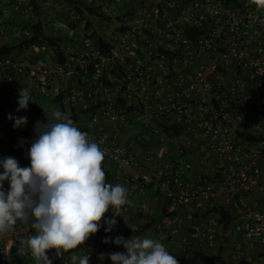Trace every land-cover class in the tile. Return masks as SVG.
I'll use <instances>...</instances> for the list:
<instances>
[{"label": "built area", "instance_id": "1", "mask_svg": "<svg viewBox=\"0 0 264 264\" xmlns=\"http://www.w3.org/2000/svg\"><path fill=\"white\" fill-rule=\"evenodd\" d=\"M45 1L78 26L60 48L45 46L30 59L0 60V89L7 91L4 75L12 85L28 87L34 98L50 99L104 152L101 166L111 184L146 185L165 203L185 207L182 252L196 245L218 247L223 226L216 210L224 208L241 235L234 247L237 262H253L256 248L264 261V209L248 201L252 193L264 192V141L247 138L264 134V9L255 0ZM75 4L100 8L103 17L88 15L86 27ZM11 11L26 16V26L9 28L0 14V35L8 39L10 29L25 38L37 22L35 5L13 0ZM51 26L59 28L54 21ZM18 108V98L6 99L0 90V142L5 145L11 137L1 127L7 123L13 131L14 120L8 116H22ZM33 108L37 111V104ZM37 121L47 123L38 119L18 128L27 136L13 156L21 166L29 165L26 152ZM165 126L180 128L182 134L168 136ZM146 209L131 212L139 215ZM128 210L121 206L115 219ZM172 222L134 221L112 232L160 241L177 234L179 225ZM33 232L29 222L14 226L10 245L17 252L0 234V264H37L22 243ZM104 238L91 236L78 246L84 251L57 255L49 249L47 255L52 264H71L73 252H89L90 264H112L110 259L101 262L98 254L125 249L104 243Z\"/></svg>", "mask_w": 264, "mask_h": 264}, {"label": "clouds", "instance_id": "2", "mask_svg": "<svg viewBox=\"0 0 264 264\" xmlns=\"http://www.w3.org/2000/svg\"><path fill=\"white\" fill-rule=\"evenodd\" d=\"M255 3L264 9V0ZM29 101H33L30 90L21 88L18 110L27 109ZM45 114L47 123L37 121L34 125L35 139L26 152L28 166H21L12 156L0 157V234L14 230L18 221L30 222L34 232L22 243L37 264H52L49 249H55L57 255L61 250L84 251L78 246L101 228L111 233L128 197L126 187L106 182L101 166L104 152L88 133L60 110H54L51 117ZM8 118L14 120V128L28 123L25 116L9 114ZM109 210L112 217L105 216ZM104 243L122 245L126 251L101 252V262L179 264L166 245L153 238L106 236ZM71 264H90V253L73 252Z\"/></svg>", "mask_w": 264, "mask_h": 264}, {"label": "crops", "instance_id": "3", "mask_svg": "<svg viewBox=\"0 0 264 264\" xmlns=\"http://www.w3.org/2000/svg\"><path fill=\"white\" fill-rule=\"evenodd\" d=\"M13 0H0V14L2 16V22L7 25V27L11 28L12 26H26L27 17L21 14H15L11 11V4ZM32 2V0H30ZM34 4L37 7L36 12V20L42 21L45 25V31L51 36L61 35V42H66L68 40V36L73 27H77V24H74L71 20L68 19L67 13L61 10L54 9L51 3H48L45 0H35ZM118 4V3H116ZM115 4V5H116ZM121 4V3H120ZM122 6V5H121ZM36 9V8H35ZM56 22L59 25V28L53 29L51 26L52 22ZM94 24V23H93ZM10 25V26H9ZM99 27V26H97ZM95 27V29L97 28ZM8 28V29H9ZM8 39H5L2 35H0V44H10L17 41L18 38L13 34V30H8L7 32ZM22 56L30 59L33 56V51H27ZM21 86L12 85L9 91H1V95L8 99L11 97L18 98L19 90ZM32 96V95H31ZM33 98V101H29V106L27 109L22 110V116L27 117L28 123L33 122L34 120L42 119L46 120L47 116L45 112L51 117L52 112L56 109V105L48 98L38 95L36 98ZM38 106V110L35 111L33 105ZM4 133L8 134L10 138L9 144L5 145L0 142V152L4 156H14L21 149L22 145L27 142V136L23 130H19L18 128H13V131L9 130L8 124L4 123L1 127ZM196 171L193 170L191 173V177H195ZM7 183L5 187L7 188ZM127 190H130L131 187L135 188L133 193H128L126 207L129 209L126 211L123 216L117 220V225L126 226L131 222L138 221L144 222L146 220H158V219H171L173 225L178 226V232L176 235L167 238L160 239V242L166 245L168 250L174 255H184L186 252H182L179 248L180 240L187 233V225L188 222L186 220L185 215V207H178L175 205H171L165 203L163 200L156 197V195L146 186L142 184L133 183L132 185H126ZM222 199V196L220 197ZM248 201L250 204H254L256 206H260L264 209V192L258 193L254 192L248 196ZM165 203V205H164ZM135 207H147L145 212H142L139 215H133L131 212L132 208ZM165 210V212H162ZM164 216V217H163ZM166 216V217H165ZM30 223V222H29ZM116 225V226H117ZM114 229V228H113ZM9 232H5V240L10 245L12 243L11 237L9 236ZM114 236H120L115 231L113 232ZM152 232H149L148 236L152 235ZM141 235L140 237H143ZM147 237V236H146ZM241 239V235L239 232L234 230V226L224 231L223 229L218 233V247L212 249L214 253L221 252L224 259L228 262H237V257L235 253V244ZM173 249V250H172ZM211 250V249H210ZM126 251V250H125ZM191 252V251H190ZM187 252L186 254L190 253ZM253 263L254 264H264L263 260L259 259V249H253L252 251Z\"/></svg>", "mask_w": 264, "mask_h": 264}, {"label": "trees", "instance_id": "4", "mask_svg": "<svg viewBox=\"0 0 264 264\" xmlns=\"http://www.w3.org/2000/svg\"><path fill=\"white\" fill-rule=\"evenodd\" d=\"M72 3L71 0H68ZM35 0H32L34 4ZM35 5V4H34ZM37 10V7L35 5ZM74 8L78 12L80 18L85 20V26L88 27L90 23L87 20V16H95L102 18L103 13L100 8L94 7L90 4H75ZM95 33L92 34L94 36ZM62 40V34L51 36L45 31V25L42 21H38L33 24L31 33L26 36L25 38L18 39L14 43L10 44H0V60L7 56H22L27 51H33V56L36 57L37 52L40 51L45 46H57L60 48V42ZM98 42L101 43V38H98ZM32 56V57H33ZM59 60H63L62 54H58ZM2 87L7 91L10 90L12 83L8 82L5 76L2 75ZM2 91V89H0ZM164 132L168 136L177 137L182 134V129L180 128H173V127H164ZM248 139H253L255 141H264V134H255V135H248ZM106 182L110 183V179L105 174ZM165 212V210H163ZM216 213L219 215V221L223 226V230L227 231L234 226V216L232 215L229 209L218 208ZM19 222V221H18ZM94 237H106L111 236L115 238L113 232L106 233L103 228H101L97 233L93 234ZM15 252L18 250L13 246L10 245ZM179 261V264H254L253 262L247 260H239L238 262H228L224 259L221 252L214 253L212 249H207L199 246H195L194 250H192L188 254L184 255H175Z\"/></svg>", "mask_w": 264, "mask_h": 264}, {"label": "rangeland", "instance_id": "5", "mask_svg": "<svg viewBox=\"0 0 264 264\" xmlns=\"http://www.w3.org/2000/svg\"><path fill=\"white\" fill-rule=\"evenodd\" d=\"M173 250V249H172Z\"/></svg>", "mask_w": 264, "mask_h": 264}]
</instances>
